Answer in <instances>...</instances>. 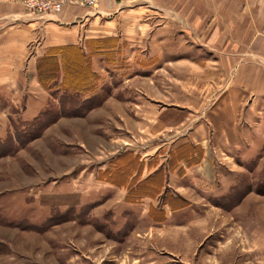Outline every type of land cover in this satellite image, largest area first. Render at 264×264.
<instances>
[{"label": "rangeland", "instance_id": "rangeland-1", "mask_svg": "<svg viewBox=\"0 0 264 264\" xmlns=\"http://www.w3.org/2000/svg\"><path fill=\"white\" fill-rule=\"evenodd\" d=\"M207 3L98 0L54 14L24 8L54 19L66 7L91 19L114 13L119 31L74 46L81 59L66 51V75L56 56L44 109L31 121L17 111L0 133V264H264V124H251L260 137L243 138L241 123L217 122L228 91L209 77L200 86L202 68L178 57L182 46H202L179 20L208 41ZM185 146L193 154L181 151L189 157L172 169ZM202 157L215 183L177 195L169 175ZM158 172V193L140 195L141 182Z\"/></svg>", "mask_w": 264, "mask_h": 264}, {"label": "crops", "instance_id": "crops-1", "mask_svg": "<svg viewBox=\"0 0 264 264\" xmlns=\"http://www.w3.org/2000/svg\"><path fill=\"white\" fill-rule=\"evenodd\" d=\"M76 8L66 7L54 19V15L26 13L17 0H0V133L10 115L18 111L22 121H31L48 103L50 95L38 80L37 65L49 49L117 37L114 13L91 19L92 14ZM204 11L202 25L210 29L208 41H202L188 22L179 20L180 28L202 46H182L178 57L186 62L195 60V66L202 68L200 86L209 77L214 88L228 91L217 104V122L241 123L243 138L260 137L252 135L251 124H264V0H210ZM181 34L179 41L187 43V35ZM226 78L228 84H224ZM216 177L202 157L183 174L171 173L168 181L173 184L169 186L172 191L181 196L200 186L210 188Z\"/></svg>", "mask_w": 264, "mask_h": 264}, {"label": "trees", "instance_id": "trees-1", "mask_svg": "<svg viewBox=\"0 0 264 264\" xmlns=\"http://www.w3.org/2000/svg\"><path fill=\"white\" fill-rule=\"evenodd\" d=\"M68 50H75L77 55L81 59L82 56H81L79 49L74 47V46L52 48V49L48 50V53L49 52H56L53 54L54 58L56 56L60 57V65L62 66V73H64V75H66L65 64H66V57H67L65 52ZM47 59H48V56H46L44 59L40 60L38 62V65H37L38 80L44 88H45V82L50 79V76L52 75V73L54 74L57 72L58 67H59L57 65L56 59H53L50 61H48ZM184 150H187V153H189V154H193V151H194V149L192 150V148H190L188 146L187 147L185 146L181 149H178L174 153V157H172L173 159L171 158V160H170V161H172L171 163L173 164L172 169L175 167V164H174L175 162H181V161L185 162L187 160L186 157H189L187 155V153L184 154L183 152H181ZM182 154H184V157L182 156ZM198 156H199V154H198ZM194 164H195V162H194ZM194 164H191V165H194ZM160 173L158 172L156 174V177L151 176L150 178L141 182L139 189H138V191L140 192V195H142V196L145 195L148 197H154L155 194L158 193L159 189L162 187V181L159 179V178H161ZM143 191H146V192L143 193ZM176 200H178V199H176ZM167 205L169 207L171 206L170 207L171 209H172V207L175 208L173 206V203H171V202H169ZM160 214L163 216V213H160Z\"/></svg>", "mask_w": 264, "mask_h": 264}, {"label": "built area", "instance_id": "built-area-1", "mask_svg": "<svg viewBox=\"0 0 264 264\" xmlns=\"http://www.w3.org/2000/svg\"><path fill=\"white\" fill-rule=\"evenodd\" d=\"M98 0H21L24 8L37 14H54L64 4H73L82 8H92Z\"/></svg>", "mask_w": 264, "mask_h": 264}]
</instances>
